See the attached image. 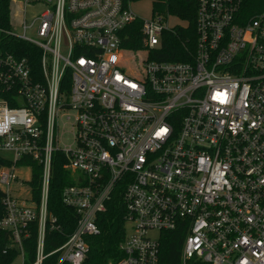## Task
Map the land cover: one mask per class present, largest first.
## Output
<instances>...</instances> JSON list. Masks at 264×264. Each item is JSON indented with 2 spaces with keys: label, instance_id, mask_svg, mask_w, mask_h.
I'll use <instances>...</instances> for the list:
<instances>
[{
  "label": "built area",
  "instance_id": "2783aa9c",
  "mask_svg": "<svg viewBox=\"0 0 264 264\" xmlns=\"http://www.w3.org/2000/svg\"><path fill=\"white\" fill-rule=\"evenodd\" d=\"M137 1L44 0L30 18L22 1V34H7L26 56L0 50L2 253L25 264L35 224L31 264H82L118 192L115 264H159L163 233L180 226L179 264H264V0H194L192 31L167 25L181 19L172 0H149V21L131 11ZM135 23L136 39L124 33ZM164 46L181 60L153 58ZM58 159L74 227L45 254V234L62 233L48 209Z\"/></svg>",
  "mask_w": 264,
  "mask_h": 264
},
{
  "label": "trees",
  "instance_id": "16d2710c",
  "mask_svg": "<svg viewBox=\"0 0 264 264\" xmlns=\"http://www.w3.org/2000/svg\"><path fill=\"white\" fill-rule=\"evenodd\" d=\"M10 3L11 0H0V50L13 51L22 49L20 55H25L29 46L25 43L10 37L7 32L10 31ZM168 7L171 11L177 14L182 20H187L190 29H193L194 22V0H172ZM251 10H249L250 12ZM126 35L139 38L140 24L135 23L127 27ZM175 48L178 47L174 42ZM125 48L138 49L139 44H134L132 41L125 42ZM24 51V52H23ZM162 61L181 60L175 57L171 49L164 46L161 52L153 55V58ZM36 65V61L34 62ZM1 163V162H0ZM63 162L55 160L53 165V176L49 190L48 209L49 212L57 218L58 224L61 226L62 233L47 232L44 240V253L57 249L66 240V235L72 232L74 227V216L72 211L66 208L60 197V192L64 186L70 184L69 174L62 168ZM38 178L39 173L35 172L32 176V187L35 197L38 196ZM2 193L0 191V199ZM96 224L100 230L98 235L87 239L89 248L85 260L82 264H115L122 258V253L119 251V245L124 240V207L121 201L120 193L113 194L111 199L106 203V211L96 217ZM163 241L160 252L159 264H179L180 253L182 249V241L186 236V228L180 226L173 232L163 233ZM37 246V229L33 224L30 227V236L24 241L23 250L25 264H31L35 258ZM4 243L0 244V264H11L17 257L18 253L14 250L3 254ZM58 255L47 257L43 264H56ZM66 264V263H63Z\"/></svg>",
  "mask_w": 264,
  "mask_h": 264
},
{
  "label": "rangeland",
  "instance_id": "374dc122",
  "mask_svg": "<svg viewBox=\"0 0 264 264\" xmlns=\"http://www.w3.org/2000/svg\"><path fill=\"white\" fill-rule=\"evenodd\" d=\"M23 0H11L10 3V21L11 28L10 33L14 35H21L22 30L20 28L21 20L20 15H22V8L20 7ZM31 7L26 11L27 18L32 17L35 13L39 12L44 6V0H31ZM152 2L149 0H141L134 2L130 5V9L134 15L143 21H149L153 15L152 13ZM167 25L170 27L185 26L186 22L179 18H169L167 20ZM1 52V51H0ZM145 52H140L138 55H135L136 58L143 59L145 57ZM20 177L25 178L27 174H22ZM128 229V228H127ZM14 264H20L19 258L14 261Z\"/></svg>",
  "mask_w": 264,
  "mask_h": 264
}]
</instances>
